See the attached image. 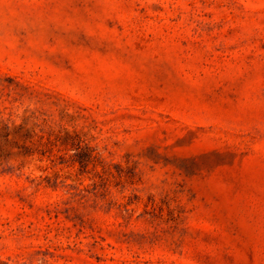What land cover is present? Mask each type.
I'll return each mask as SVG.
<instances>
[{"label":"rangeland","instance_id":"1","mask_svg":"<svg viewBox=\"0 0 264 264\" xmlns=\"http://www.w3.org/2000/svg\"><path fill=\"white\" fill-rule=\"evenodd\" d=\"M0 264H264V0H0Z\"/></svg>","mask_w":264,"mask_h":264}]
</instances>
